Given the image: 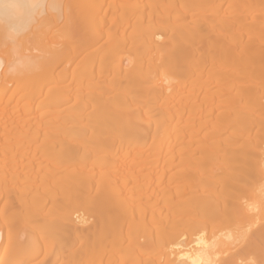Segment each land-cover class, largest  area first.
Segmentation results:
<instances>
[{
	"label": "bare ground",
	"instance_id": "obj_1",
	"mask_svg": "<svg viewBox=\"0 0 264 264\" xmlns=\"http://www.w3.org/2000/svg\"><path fill=\"white\" fill-rule=\"evenodd\" d=\"M0 264H264V0H0Z\"/></svg>",
	"mask_w": 264,
	"mask_h": 264
},
{
	"label": "snow or ice",
	"instance_id": "obj_2",
	"mask_svg": "<svg viewBox=\"0 0 264 264\" xmlns=\"http://www.w3.org/2000/svg\"><path fill=\"white\" fill-rule=\"evenodd\" d=\"M2 7H3V9L5 10V16H6V18H7V17H8V11H9L10 9H16V8H18L19 5H16V4H4ZM57 9H58V12H60V13L62 14L63 5H57ZM7 42H12V43L15 42V40H14V38H13V35H12V33H11V30H10V34H9V36L6 38V43H7Z\"/></svg>",
	"mask_w": 264,
	"mask_h": 264
}]
</instances>
